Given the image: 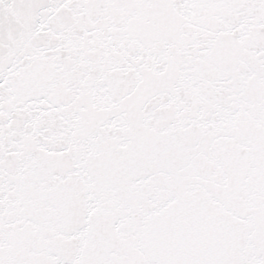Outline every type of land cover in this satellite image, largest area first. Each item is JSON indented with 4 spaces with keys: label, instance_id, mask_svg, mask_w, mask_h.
Segmentation results:
<instances>
[{
    "label": "snow or ice",
    "instance_id": "1",
    "mask_svg": "<svg viewBox=\"0 0 264 264\" xmlns=\"http://www.w3.org/2000/svg\"><path fill=\"white\" fill-rule=\"evenodd\" d=\"M0 264H264V0H0Z\"/></svg>",
    "mask_w": 264,
    "mask_h": 264
}]
</instances>
